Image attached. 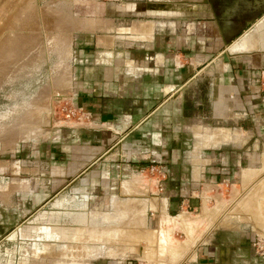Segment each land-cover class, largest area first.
Listing matches in <instances>:
<instances>
[{
	"label": "rangeland",
	"instance_id": "obj_1",
	"mask_svg": "<svg viewBox=\"0 0 264 264\" xmlns=\"http://www.w3.org/2000/svg\"><path fill=\"white\" fill-rule=\"evenodd\" d=\"M200 5V0H0V264H182L190 249L220 231L251 233L264 251V68L255 100L248 89L242 91L249 109L233 115L222 96L231 89L226 79L237 69L232 60L238 54L223 60L225 43L214 26H203ZM145 19L157 28L161 22L173 25L171 34H159L164 44L171 40V67L181 56L183 62L176 63L186 66L185 75L200 70L185 90V123L171 127V150L147 138L141 142L134 133L116 142L120 128L111 123L101 128L114 137L105 144L79 138L93 124L90 116L66 118L78 29L95 25L101 34L125 36L120 31L128 26L135 37L134 27ZM9 48L13 54L5 56ZM207 57L214 58L210 64H198ZM171 114V120L182 119ZM218 127L239 136L203 147L195 157L196 132ZM175 133L182 141L178 150ZM176 165L182 174L171 180V200L179 205L170 214L173 221L160 225L157 220L166 217L156 198H165L167 170L172 177ZM25 204L33 206L27 210L32 213L17 222L18 207ZM107 229L117 236L109 240ZM88 244L101 249L90 253Z\"/></svg>",
	"mask_w": 264,
	"mask_h": 264
},
{
	"label": "crops",
	"instance_id": "obj_2",
	"mask_svg": "<svg viewBox=\"0 0 264 264\" xmlns=\"http://www.w3.org/2000/svg\"><path fill=\"white\" fill-rule=\"evenodd\" d=\"M245 1L219 0L218 4H216V9H214L212 8L211 0H200L201 10L205 12L200 17L203 26L205 25L206 28L207 26H211V28L214 26L221 38V35L232 30L235 21L234 17H239L238 15L241 14L244 8H256L259 2L258 0ZM246 3H249V5H245ZM215 11L217 12L215 13ZM146 20H148L147 23L143 22L134 27V30L139 33L135 37L128 35V33H132V31H129L128 26L125 27L126 29H121L120 31V33H127L125 36H117L108 32L101 34L99 33L100 29H95V25L93 28L78 29L80 33L76 37L75 75L72 85L70 83L67 86L69 90L68 94L70 93V99L72 98V105L88 112L93 124V126H88L89 128L81 129L79 131V138L95 139V142L99 139V141L102 140L105 144L114 137H117L116 142H118L134 133L136 138L142 139L141 142H144L145 138H147L152 144L158 142V144L167 145V148L171 150L169 146L171 144L169 140L171 138V127L177 126L179 128L184 122L185 117H187L185 104L188 96H185V90L200 70H196L192 75H185L184 68L186 66L184 64L179 65L180 61L183 62L181 56H178V59L172 60L171 67V40L169 39L164 44L165 42L161 41L159 34L161 32L171 34V27L173 25L161 22L157 24L161 28H157L156 23L149 22L152 19ZM256 29L258 30V34L249 39L242 49L237 48L235 51H232L236 53L238 51L251 50L254 52L253 57L255 60V67H252L246 61L244 68H247L248 71L233 69L228 74L226 79L227 86L231 89L227 95H223L222 97L225 98L223 104L227 102L231 106L233 115L241 113V109L238 108L236 101L240 97V99L244 98L245 95L241 96L240 92L244 88L249 87L254 90L261 76L260 69L264 68V54L261 55L257 49L260 39L264 37V27ZM258 35V40L254 44L253 41ZM89 36H91V41L86 40ZM213 59V57H207L198 64H203V67H205ZM176 60H178V64ZM240 60L242 59L238 60L236 57L233 59V68L237 65L240 66L244 62V60L241 62ZM236 61L237 63L240 62V64H236ZM223 77L224 74L221 73L217 80L220 81ZM245 81L246 84H243ZM219 85L221 87L226 86L222 82ZM262 89L264 90V88ZM196 104L199 105L200 102ZM173 112L179 113L178 117L183 120H171L170 116ZM121 116L123 118H120ZM106 123H111L115 128H120V132H115L116 135L114 137L112 135H105V133L101 132L103 131L101 128ZM183 127L185 128L186 126ZM95 130H100V133H96ZM166 130L169 131L168 134H166ZM233 136L237 138L239 136L238 131H234L232 134L228 128L224 127H218L205 134L196 132L194 156L197 157L199 149L210 145L217 146L220 143L232 140ZM173 138L175 149L178 150L180 143H182L181 136L175 133ZM167 153L170 163L172 158L171 151H167ZM167 153L165 152V154ZM173 158L179 159L177 155ZM180 169L177 166V171H174L172 177H170L169 170H167V176L169 177L163 186L167 194L165 198H156L159 200L157 202L164 206V210L162 209L161 213L166 217V219L162 218V221L158 219L159 224L161 222L173 221L175 218V216H170V214L178 208L179 202L174 199L171 200V187L173 188L171 180L174 183L175 179H180V175L182 174ZM197 174L198 168H195L194 175L198 177ZM26 186L28 185H20L22 188ZM31 188H33V185L30 186ZM36 199L38 203L40 196ZM46 199L41 200L37 205H43ZM143 201L141 199L139 206H143ZM31 207L33 206L28 204L18 207L19 211L16 213L18 214L17 222L23 221L31 215L33 210ZM22 208L27 209L21 211ZM29 208L32 210L27 212ZM22 212H27V214L22 216ZM92 230L94 232L102 231V229ZM86 233L91 234L92 231L91 233L89 231ZM109 233L111 234L110 238L108 237L109 234L105 235L109 240L112 236L113 238L117 236L110 231ZM77 234L79 235H75V239L79 240L81 233ZM253 239L254 237L251 233L246 232H214L208 242L199 244L192 250L190 249L188 255L182 259V261L185 260L182 264H263L264 254H261L260 250L254 248ZM88 245V250L94 248L93 245ZM93 264L126 263H122L121 261L110 263L100 261Z\"/></svg>",
	"mask_w": 264,
	"mask_h": 264
},
{
	"label": "flooded vegetation",
	"instance_id": "obj_3",
	"mask_svg": "<svg viewBox=\"0 0 264 264\" xmlns=\"http://www.w3.org/2000/svg\"><path fill=\"white\" fill-rule=\"evenodd\" d=\"M212 1V8H214V9H216V4H218V1L219 0H211ZM246 1H248L249 2V0H246ZM245 1V2H246ZM259 2H258V6L255 8H248V9H243V11L241 12V14L240 15H238L239 17H234L235 18V21H234V25L236 26V24H240L239 26H238V29L236 30V31H234L233 33H232V35H230L228 38L226 37V34L224 33L223 35H221V40H222V42L224 43L226 40H229V41H234L235 39H237L240 35H242L243 34V32L244 31H246V30H249V29H251L252 28V26H253V24H254V22L258 19V18H260V17H263V15H264V10H262L263 8H264V0H258ZM249 5V3H246L245 5ZM250 7V6H249ZM217 11H215V13H216ZM233 15V14H232ZM227 38V39H226ZM257 49L259 50V52L261 53V55H263L264 54V51H262V50H264V37L263 38H261L260 39V41H259V44H258V47H257ZM237 54H238V56H237V58H238V60L239 59H242V60H240V62L241 61H245V60H247L249 63H250V65L253 67H255V60H254V57H253V55H254V52H252L251 50L250 51H238L237 52ZM244 54H247V57H246V55H244ZM246 57V59H244ZM236 58V59H237ZM264 58V57H263ZM233 61V60H232ZM240 62L239 63H237V61H236V64H240ZM244 63V62H243ZM242 65V64H241ZM235 66L238 70H241V71H248V69L247 68H243L242 66ZM241 67V68H240ZM243 84H246V82L244 83L243 82ZM248 87V86H247ZM246 89H248L249 90V94L247 95L248 97H250V98H252V99H254L255 100V95H253V93H255V91L253 90V89H251V87H249V88H244L243 89V91H246ZM240 95L242 96V91L240 92ZM245 95V94H244ZM241 98V97H240ZM237 99L238 101H236L237 102V104H238V108L239 109H242V110H244L245 111V113L247 112V110L249 109V107L247 108L246 107V105H245V102L242 100V99ZM249 120V119H248ZM251 120V119H250ZM240 126H242V127H245V126H247L248 128H249V126L248 125H246L245 123H240Z\"/></svg>",
	"mask_w": 264,
	"mask_h": 264
},
{
	"label": "bare ground",
	"instance_id": "obj_4",
	"mask_svg": "<svg viewBox=\"0 0 264 264\" xmlns=\"http://www.w3.org/2000/svg\"><path fill=\"white\" fill-rule=\"evenodd\" d=\"M158 1V0H157ZM171 2V1H170ZM264 24V20H263V18L261 17L260 19H258L257 21H255V23H254V26H255V28L253 29V30H251V32H248L247 34H245V32H247L248 30H246L243 34H245V36L241 39V41H239V39L241 38V36L243 35H241L239 38H237V39H235L228 47H227V49L230 51V52H232V50L233 51H235V49H237V48H239V49H242V47H244L245 46V44H246V42L249 40V39H251L253 36H255V34L257 35L258 34V30L256 29V28H260L261 27V25H263ZM239 26V24H236V26L235 25H233V28H232V30L231 31H228V32H226L225 34H226V37L228 38L230 35H232V33L234 32V31H236V29H238V26ZM253 27V26H252ZM258 37H259V35H258ZM226 38V39H227ZM22 40V39H21ZM19 41V40H18ZM238 41L240 42V45H238L239 47H235L236 45H237V43H238ZM233 47H235L234 49H233ZM8 50V49H7ZM5 51V50H4ZM9 51H11L10 50V48H9ZM11 53L13 54V52L11 51V52H7V53H5V56H6V54H7V56H9V55H11ZM13 56V55H12ZM12 56H10V57H12ZM15 57V56H14ZM19 228H21V227H19ZM19 231V230H18ZM188 237H190V236H188ZM7 238V237H6ZM101 248H96V249H94L93 248V251H91L90 253H92V252H95V251H99ZM108 254V253H107Z\"/></svg>",
	"mask_w": 264,
	"mask_h": 264
},
{
	"label": "built area",
	"instance_id": "obj_5",
	"mask_svg": "<svg viewBox=\"0 0 264 264\" xmlns=\"http://www.w3.org/2000/svg\"><path fill=\"white\" fill-rule=\"evenodd\" d=\"M65 110L67 111L66 118H69L71 116H76V119L80 121L83 117H88L89 116L88 112H85L81 108L75 107L72 104H71L70 107H65ZM152 170H153V168H152ZM253 245L257 249L258 248H260V250L262 249V246H260V244H259V239L254 241ZM260 252H261V254H264V251H260Z\"/></svg>",
	"mask_w": 264,
	"mask_h": 264
},
{
	"label": "water",
	"instance_id": "obj_6",
	"mask_svg": "<svg viewBox=\"0 0 264 264\" xmlns=\"http://www.w3.org/2000/svg\"><path fill=\"white\" fill-rule=\"evenodd\" d=\"M263 20H264V15H263ZM233 41H229V40H226L224 43H225V48L224 50L222 51V58L224 61H229V56L228 54H231V52L227 49V47L232 43Z\"/></svg>",
	"mask_w": 264,
	"mask_h": 264
}]
</instances>
